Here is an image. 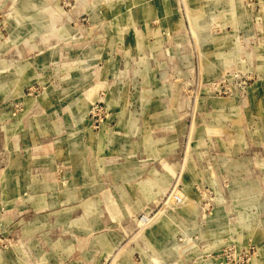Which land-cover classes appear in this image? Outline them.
I'll use <instances>...</instances> for the list:
<instances>
[{
  "label": "rangeland",
  "instance_id": "rangeland-1",
  "mask_svg": "<svg viewBox=\"0 0 264 264\" xmlns=\"http://www.w3.org/2000/svg\"><path fill=\"white\" fill-rule=\"evenodd\" d=\"M0 264H264V0H0Z\"/></svg>",
  "mask_w": 264,
  "mask_h": 264
}]
</instances>
